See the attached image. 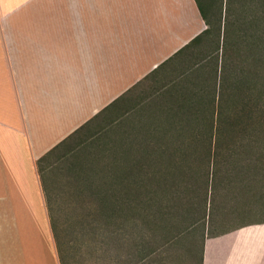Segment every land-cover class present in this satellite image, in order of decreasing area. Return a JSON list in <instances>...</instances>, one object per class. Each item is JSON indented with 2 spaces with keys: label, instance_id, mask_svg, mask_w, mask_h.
Returning a JSON list of instances; mask_svg holds the SVG:
<instances>
[{
  "label": "crops",
  "instance_id": "obj_1",
  "mask_svg": "<svg viewBox=\"0 0 264 264\" xmlns=\"http://www.w3.org/2000/svg\"><path fill=\"white\" fill-rule=\"evenodd\" d=\"M205 28L195 0H0V264H59L37 160L143 90L164 88L155 120L181 113L177 52ZM246 227L204 234L200 264H264Z\"/></svg>",
  "mask_w": 264,
  "mask_h": 264
},
{
  "label": "rangeland",
  "instance_id": "obj_2",
  "mask_svg": "<svg viewBox=\"0 0 264 264\" xmlns=\"http://www.w3.org/2000/svg\"><path fill=\"white\" fill-rule=\"evenodd\" d=\"M196 2L207 22V27L210 28L209 35L202 39L199 48L204 51L203 53L210 52L206 61H211L212 64L215 57L216 64L214 72L212 67L211 70L205 68L202 79L198 80L203 89L202 94L207 98L212 92L214 95L216 92L217 95V92L222 91L219 85L223 84L225 79L231 81L233 72L244 75L249 63L253 68L259 65V62L255 64L252 58L245 55L250 52L247 47L250 42L253 43V58L261 51L264 7L262 0H196ZM236 40L237 44H234ZM184 63L179 62L176 65L175 74ZM168 79L169 76H166L162 83ZM192 80L190 75L188 86H191ZM156 90L139 92L140 96L143 94L147 99L144 98L143 104L137 106L135 104L138 101L134 103L137 97L131 99L127 114H122L119 110L111 118L107 109L40 163L46 194L51 197L50 206L54 208L60 226L58 235L65 251V264H198L200 237L207 230L217 232L242 224L252 230L253 225L264 220V197L256 203L249 201L239 185H226L225 171L221 166L218 165L217 168L210 160L208 162L200 160L194 153L184 161L183 173L180 175V181L176 182L178 183L176 190L188 202L194 205L195 202L198 203V207L192 210L197 218L202 214L200 203L202 205L204 200V218L185 234L174 238L177 224L173 219L168 218L164 221L165 229L148 231L142 250V255L144 253L147 255L142 260L133 246L132 226L128 227V239L121 246L116 243L118 220L110 217L109 204H105L106 209L105 206H101L94 215L92 211L90 212L94 206L92 202H80L70 198L71 190L82 185L74 184L71 181L73 179L66 176L67 163L63 160L67 158L69 160L94 158L96 160L94 181L99 184L95 188L99 190L109 188L104 184L107 172L105 165H111L112 161L115 162L121 157L135 159L131 161L135 163V168L131 165L133 173L140 171L148 174L151 171L146 170L149 160H142V156L150 159L158 156L152 149L157 147L161 138L151 136L150 132H153L152 129L155 127L164 126L166 121L155 120L158 114L154 107L149 105L151 98L159 93L163 96L164 88L157 92ZM171 114L168 113L167 116ZM118 116L119 119L116 121L115 118ZM172 121L180 123L179 120ZM189 121L191 126L200 123ZM60 156L63 157L59 158ZM139 165L140 170L137 171ZM110 170L114 174H119L122 167ZM63 174L66 176L65 180ZM260 190L264 196V188ZM189 207L192 209L194 206ZM209 209L210 219L207 216ZM74 211L77 212L76 216Z\"/></svg>",
  "mask_w": 264,
  "mask_h": 264
},
{
  "label": "trees",
  "instance_id": "obj_3",
  "mask_svg": "<svg viewBox=\"0 0 264 264\" xmlns=\"http://www.w3.org/2000/svg\"><path fill=\"white\" fill-rule=\"evenodd\" d=\"M262 1L264 7V0ZM198 9L206 28L191 38L177 52L180 62L185 63L177 74V82L174 84L177 85L175 93L183 97L180 102L186 106L182 108L181 113L174 112L170 116H167V113L165 125L160 128L155 127L152 129L153 132H150L151 136L161 138L158 140L160 142L157 147L152 149V152H156L159 157L154 156L156 158L150 159L142 156V160H149L146 170L151 171L148 174L141 173L139 165L136 168L139 172L133 173L131 165L134 167L135 163L131 161L135 159L127 156L121 157L115 162L112 161L111 165H105L107 172L104 184L109 188L99 190L95 188L99 184L94 181V175H96L94 158L63 160L67 163L68 175L66 176H70L74 184H80L83 187L73 188L70 198L80 202H92L94 206L90 212L92 211L94 215L101 206H105L106 209L105 204H109L110 217L118 220L116 243L121 246L128 239V227L132 226L134 228L132 230L134 233L133 246L135 252L140 254V260L147 255V253L142 255V250L148 231L165 229L164 221L168 218L173 219L177 224V229L173 234L174 238L185 234L188 229L204 218V200H202V205L200 203L202 214L197 218L192 210L198 207V203L195 202L194 205L188 202L176 190V184H178L176 182L180 181V175L183 173L184 161L188 160L191 154H196L200 160L206 162L210 160L217 168L218 165L221 166L225 171L226 185H239L249 201L256 203L264 197L260 193V189L264 188V28L260 53L255 58L252 57L253 43L250 42L247 45L250 52L245 55L252 58L255 64L259 62V65L253 68L250 63H247L249 67L244 71V75L233 72L231 81L225 79L223 84L219 85L222 91L217 92V95L215 92L216 98L213 92L206 98L202 94L203 89L198 80L202 79L205 68L211 70L212 67L214 72L216 64L215 57L212 64L211 61H206L210 52L203 53L204 51L199 48L202 39L209 35L210 28L207 27V22L199 7ZM262 19L264 20V16ZM234 44H237V40ZM190 75L193 78L191 81L193 98L191 112H188L189 101L186 98V87ZM169 92L168 89L165 91L167 95L170 94ZM175 102L179 100L176 98ZM172 120H179L180 123ZM189 120L200 123L191 126ZM44 160V156L37 160V170L58 262L65 264V251L58 235L60 226L54 208L50 206L51 197L46 194L43 168L40 166ZM120 167L122 171L119 174H114L110 170ZM65 177L63 174L64 180ZM67 181L70 183L69 180ZM190 205L194 207L188 208ZM76 213L74 211L75 216ZM207 216L210 219V209ZM259 222H264V220ZM244 225L217 232L207 230L205 234L211 236ZM249 231L250 229L246 230L247 233ZM203 235L200 237V250ZM198 264H200V253Z\"/></svg>",
  "mask_w": 264,
  "mask_h": 264
}]
</instances>
